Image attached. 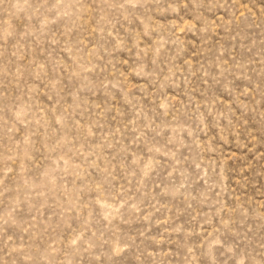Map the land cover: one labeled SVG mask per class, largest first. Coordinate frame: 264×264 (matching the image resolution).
I'll list each match as a JSON object with an SVG mask.
<instances>
[{"label":"rangeland","instance_id":"374dc122","mask_svg":"<svg viewBox=\"0 0 264 264\" xmlns=\"http://www.w3.org/2000/svg\"><path fill=\"white\" fill-rule=\"evenodd\" d=\"M0 264H264V0H0Z\"/></svg>","mask_w":264,"mask_h":264}]
</instances>
